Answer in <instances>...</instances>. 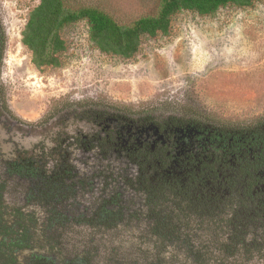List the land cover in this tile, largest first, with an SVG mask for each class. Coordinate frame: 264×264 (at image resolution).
Here are the masks:
<instances>
[{
  "label": "rangeland",
  "instance_id": "1",
  "mask_svg": "<svg viewBox=\"0 0 264 264\" xmlns=\"http://www.w3.org/2000/svg\"><path fill=\"white\" fill-rule=\"evenodd\" d=\"M68 1L72 7H99L121 24L155 14L160 2ZM39 3L0 0L6 39L0 63V103L6 107L0 110V178L8 176L2 160L17 159L24 149L31 155L41 146L52 150L59 139L98 132L78 118L84 106L134 116L151 114L160 120L176 115L229 128L264 119V0L248 8L228 6L213 16L183 12L173 19L168 35L145 38L132 59L102 53L91 44L86 22H81L63 32L68 50L62 66L43 71L31 63L21 35ZM71 162L93 186L78 194L65 209L67 214L90 215L102 200L118 196L124 217L111 230L76 223L58 230L62 259L89 255L93 264H150L159 259L164 264H193L186 248L178 253L177 246L163 247L152 235L143 196L127 187L128 179L137 174L133 166L77 149ZM13 179L5 202L9 207H24L27 183ZM25 210L35 212L40 223L46 219L43 207ZM201 236L207 245L214 243L209 233ZM194 242L197 246L198 240ZM28 254L23 252L21 259ZM243 261L264 264L260 256Z\"/></svg>",
  "mask_w": 264,
  "mask_h": 264
},
{
  "label": "trees",
  "instance_id": "2",
  "mask_svg": "<svg viewBox=\"0 0 264 264\" xmlns=\"http://www.w3.org/2000/svg\"><path fill=\"white\" fill-rule=\"evenodd\" d=\"M259 1L160 0L155 14L121 24L96 6L72 7L68 0H40L22 31V44L38 71L60 68L68 50L63 32L86 22L94 47L109 56L132 59L145 38L168 35L173 19L183 12L213 16L228 6L248 8ZM5 42L0 25V63ZM116 111L84 106L78 113L79 119L100 126L103 136L99 133L76 144L61 140L52 150L41 146L31 155L2 160L8 176L0 178V264H93L89 255L62 259L59 231L70 223L111 230L123 221L122 211L110 212L104 206L91 216H68L65 209L84 189L73 181L79 175L71 162L76 149L95 151L106 160L123 157L136 167L132 188L147 195L151 233L163 247L177 246L178 253L186 248L193 264H244V259L247 262L257 256L264 260V119L252 126L229 128L194 118L172 115L160 120L151 114L131 117ZM133 125L149 129L182 125L179 128L184 134L202 138L213 152L201 153L198 149L190 158L185 156L181 164L174 145L165 150H159L154 142L141 145L137 130L132 144L124 145L122 138L131 134L128 130ZM195 132L204 136L198 137ZM168 151L173 156L168 157ZM50 164L53 166L49 170ZM13 178L27 183L24 207H9L5 202ZM33 205L45 209V221L40 223L35 212L25 210ZM205 233L213 239L211 246L202 240ZM25 251L29 254L22 260ZM150 264L164 263L159 259Z\"/></svg>",
  "mask_w": 264,
  "mask_h": 264
},
{
  "label": "flooded vegetation",
  "instance_id": "3",
  "mask_svg": "<svg viewBox=\"0 0 264 264\" xmlns=\"http://www.w3.org/2000/svg\"><path fill=\"white\" fill-rule=\"evenodd\" d=\"M0 53H1V46H0ZM0 104H3V101ZM4 107L5 106L3 104V107H0V110L2 111V108H4ZM117 113L121 114V111L120 112H117L116 111V114ZM123 115L129 116L130 114L127 113V112H124ZM133 116L134 115H131V117H133ZM136 116H141V115H135L134 117H136ZM174 116H176V115H174ZM176 117H178V116H176ZM82 120H84V119H82ZM85 121H87V120H85ZM89 123L92 124L93 126H95L98 129V132H96L93 135H88V134L85 135V134H82V135L76 136L74 138L73 137L72 138L65 137V138L59 139L57 142H59L61 140H64V141H66L67 144H69V143L70 144H76L77 141H80L79 139L84 140V139L90 138V137L91 138H94V136L96 134H99V133H100L101 136L104 135V130L100 126H96L95 124H93L91 122H89ZM181 126H179V127L182 128ZM179 127H174V128L168 127L166 129H163V128L161 129V128L156 127L154 129L153 128L152 129H149V128H143V126H140L139 127V126H134L133 125L128 130L129 133H131V134H128V136H124L122 138V142H123L124 145L132 144L133 134L137 135V133L135 132V130H137V131H139L137 140H138V142L142 143L141 145H143L145 142L146 143H148V142H154V143H156L154 145L158 146L159 150H161L162 148L164 150L167 149V148L172 149V146L174 145V148L177 149V153H176L177 160L180 161L181 164H183L186 159L190 158V155L191 154H195L196 153V150H198V149L201 150V153L206 152L207 154H209V153H211V151L213 152V150H211V149L208 148V145L211 146L209 143H208L207 146H205V143L203 142V139L202 138H201V140H198L199 138H193L191 135L189 136L188 133L187 134H184L183 130H181ZM140 128H142L141 131L139 130ZM173 129L175 131H173ZM6 130L8 132H11V130L9 128L6 129ZM173 133H175V134H173ZM194 135H196L198 137H203L204 136L203 133H200L199 134L198 132H195ZM209 142H210V140H209ZM189 143L191 145V148L188 147V144ZM157 144H159V145H157ZM196 144H198V146H196ZM193 146H196V147H193ZM204 146H205V149L202 150L204 148ZM23 152H24V154H22V155L19 154L18 155L20 158L22 156L28 155V150L27 149H24ZM34 152H36V150L33 151V149H32V152L31 153H34ZM83 152H84V150H83ZM87 152H89V151H87ZM167 156L168 157L169 156H173L171 154V151H168L167 152ZM206 156L208 157V155H206ZM184 157L186 158L185 160H184ZM195 158L197 159L198 158V155H195ZM116 160H118L119 162H124L127 165L129 164L126 160L123 159V157H120V158L119 157L118 158L116 157ZM129 165H131V164H129ZM131 166H133V165H131ZM133 167L136 169L135 166H133ZM77 173L79 174V172H77ZM135 178H136V176L134 178L128 179L129 181H128L127 187L132 192H135V193H138V194L140 193L143 196V198H144V205H145V207H146V209L148 211V207H147V204H146V198H147L146 196L147 195H145V194L141 193L140 191L132 188V186H133V184L135 182V180H134ZM73 181L75 183L81 185L82 187H84V189L81 192H84L85 191V188H86V190H89L93 186V183L84 181V179L80 176V174L78 175V178L74 179ZM68 182L71 183V181H68ZM101 206H104L106 208V210H109L110 212H112V211L113 212H121V211L123 212V207L121 206V200L119 199L118 196L105 198L104 200H102V202L100 203V205L97 208H95L94 212L96 210H98ZM79 214H82V213H78V214H76V216H78ZM147 214H148V212H147ZM91 215H92V213L90 215H88V216H91ZM68 216H72V215L69 214Z\"/></svg>",
  "mask_w": 264,
  "mask_h": 264
},
{
  "label": "water",
  "instance_id": "4",
  "mask_svg": "<svg viewBox=\"0 0 264 264\" xmlns=\"http://www.w3.org/2000/svg\"><path fill=\"white\" fill-rule=\"evenodd\" d=\"M6 114V112H4Z\"/></svg>",
  "mask_w": 264,
  "mask_h": 264
}]
</instances>
